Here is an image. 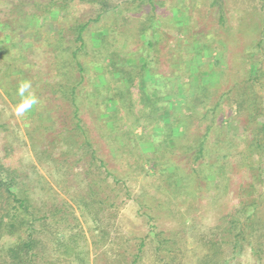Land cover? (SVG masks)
Wrapping results in <instances>:
<instances>
[{"label":"rangeland","instance_id":"374dc122","mask_svg":"<svg viewBox=\"0 0 264 264\" xmlns=\"http://www.w3.org/2000/svg\"><path fill=\"white\" fill-rule=\"evenodd\" d=\"M104 9L107 13L99 16ZM262 14L264 0H0L3 42L22 41L32 63L19 66V73L11 67V75L5 76L8 58L0 54V165L35 206L37 264H264V257H255L252 243L240 239L233 249L220 241L223 215L241 206L237 202L244 200L243 189L254 196L247 183L250 172L264 170V146L258 151L250 145L264 124V84L256 113L245 93L236 91L244 84L243 50L262 35ZM83 22L91 27L83 33V49L89 51L80 53L84 65L100 61L103 53L99 39L107 30L93 26H109L114 30L105 38L129 68L149 51L146 66L151 74L158 73L139 78V95L137 89L127 92L134 100L130 107L117 98L108 108L100 99L93 106L82 99V83L77 87L79 116L103 161L100 167L89 166L88 148L70 141L72 106L48 85L55 78L53 45L61 41L77 46L74 28ZM147 41L153 42L152 49ZM58 64L66 72L59 81L74 83L78 70L66 61ZM89 67L87 73L102 71L93 63ZM36 75L41 76L38 82ZM89 80L95 89L101 85L98 78ZM21 82L29 85L22 95ZM111 86H106L109 92ZM28 104L23 114L17 113ZM175 120L181 134L170 137L161 125ZM207 128V163L217 168L206 174L207 181L201 180L209 193L201 189L207 195L192 199L195 176L192 189L171 193L169 174L176 168L190 172ZM205 160L206 155L199 158ZM173 177L181 184L179 176ZM217 177L221 193L208 198L212 189L217 191ZM17 222L14 233L0 235V249L22 235ZM211 240L220 242L215 251ZM0 264L5 263L0 259Z\"/></svg>","mask_w":264,"mask_h":264},{"label":"trees","instance_id":"16d2710c","mask_svg":"<svg viewBox=\"0 0 264 264\" xmlns=\"http://www.w3.org/2000/svg\"><path fill=\"white\" fill-rule=\"evenodd\" d=\"M60 7L62 8V6H59L56 7V9L59 10ZM131 7L135 8L136 4L132 3ZM261 9H263V6H261ZM41 12H42L41 15H43L45 11L44 12L41 11ZM106 13L107 11H105L104 9V12H100L99 16H103ZM33 15L36 16L40 14L33 13ZM261 17L264 18V14H262ZM221 18H222V12L220 11L219 19ZM87 28L91 29V27L87 26V23L84 22L79 23L78 25L75 26L74 29L76 30V33L73 36V40L75 41V44L77 46L74 45V42H69L68 44L64 45L63 43H61V41H57V44L53 45L55 50L54 52L51 53H53V59H55L56 64L55 62H52L50 66H52V68L54 69L55 80L52 78L53 80L52 83L48 85L50 88V92L52 94L54 95L57 94V96H60L63 99H67L72 106L71 108L73 113L72 117L74 119H72L71 121V123H73V126H71V128L68 130L71 137L70 141H72V143L76 141L80 147L88 148L90 150L89 161H88L89 166L95 165L96 167H100L103 165V161L97 157L96 150L94 148L95 146L93 142L91 143L92 139L88 135L89 130L87 129V127L85 126V124L83 123L82 119L79 116V105L76 97L78 91L77 87L79 86V84L82 83L81 88H83L85 91L82 94L83 96L82 99L92 103L93 106L96 105L100 99L102 102L106 104L108 108V106H110L109 105L110 102L117 98L123 100L124 102H127L128 106L130 107L131 104L134 102V100H132V98L131 100H129L127 92L128 91L131 92V90L137 89L136 92L139 95V90L143 88L139 84L140 79L143 78L146 80L145 76L148 77L149 75L157 76L158 73L153 72L151 74L150 71L152 72V70H150V68L148 70L146 66L148 60H150L148 56L149 54L148 50H147L148 51L147 54L143 53V57H141L140 63H136L134 66L129 68L124 55H121L118 51H116L115 48H113L105 38L109 32H112L114 30V27H109V26H98V25L93 26L94 30H98V31L107 30L106 34L102 35L101 39H99V45H100L99 48H101V52L103 53H102V57H100L101 58L100 61L99 60L95 61L91 59L88 60L87 65H84L82 60L80 59V53L83 54L82 50H84L83 48L86 46V42L83 37L85 34L83 33L85 32V30H88ZM262 29H263L262 35L258 38V40L253 42L252 46L247 47L243 50L242 55H243V60L245 62L244 64L245 66L243 68L244 84L241 86H236L238 87L236 91L244 92L245 96H247V98L250 100L252 105V110L255 113L258 107L262 106V105L256 106L255 104L261 102L263 96L262 93L263 90L262 85L264 84V56L262 57L264 53L263 25H262ZM3 36L2 37L0 36V54L5 55L8 58L7 60L4 61L5 76L11 75V67L15 68L16 72L19 73L22 72L20 71L19 66L25 64L31 66L32 63L27 61L26 49L21 47V45L23 46V42L20 40L16 41L15 38H13L12 36L10 38L16 41L14 42L15 44L14 45L6 44L5 42H3L5 35ZM147 42H148L147 46L149 45L150 48L152 49L154 47L153 42L151 41H147ZM32 44L33 42H31V46ZM44 45L49 48V45L51 44L48 45V42H44ZM32 49L34 50L35 46L34 47L32 46ZM216 49L220 50L217 47ZM84 51H86V53L89 54V51L87 49H85ZM147 51L144 50V52ZM86 53L84 52V54ZM257 53H259V55L254 59V54L256 55ZM90 57L93 58L94 54H92ZM60 61H66V65L70 64L69 65L70 67H72L73 65L74 68L78 70V74H77L78 78L71 85L62 84V82L59 81V80H63L64 77L66 76V72L61 71V67L58 68L59 64L57 65V63ZM92 63L93 65L99 66L98 68L102 69V71H97V72L93 71L92 74L91 72L87 73V68L90 69L89 65ZM104 67H106V69H104ZM17 68L19 70H17ZM134 68H137L138 72L134 73L132 70ZM36 76H37L36 78L38 79V80L36 79V82L41 80V76L38 75ZM90 76H92L93 79L98 78V80H100L101 82V85L100 86L98 85L96 89L92 81L89 80ZM102 81L104 82L102 83ZM111 83L112 86L110 89H112V92L111 91L109 92L106 86ZM21 86H22V82H21ZM102 89L108 92L101 94L100 92L102 91ZM138 97L139 99L137 100V102L141 103L140 96ZM201 103L202 101L201 99H199L198 104ZM195 105L196 103L194 104V106ZM214 105L215 106L212 107L213 109L216 108V104ZM123 106L124 105H122L121 107ZM156 107L157 104L154 107H152V109ZM117 112L118 111L113 112V114L111 115L117 116ZM121 112L122 111H120L119 113ZM250 116H252V114ZM176 121L177 120H175L174 123ZM168 122L169 121H166L161 125L162 131L164 133L167 132L170 137H174V135L177 136L180 135L181 133L180 131H178L176 125L177 123L171 124ZM208 129L209 128H207V131L197 142V147L195 149L196 155L190 161V165L192 167L190 172L184 174L182 170L176 168L175 171L173 170L171 174H169V177H171V179L168 181L169 183H172L171 193H173L174 190L175 191L182 190L183 188L192 189L190 184L192 183L191 177L193 176L196 177V185H195L196 189H193L194 192L192 194V199L193 200L198 199V197L203 193L201 192V189H203L204 192L207 191V193H209L210 188H206V184L202 185L201 180L207 181L208 178L206 174L207 173L215 174L217 168L216 165L214 166V164L207 163V157H209V155L211 154L205 144V138L207 136ZM109 132L111 133V130L107 131V133ZM106 137L109 138L107 134ZM250 145L252 149L256 146V150L258 151L262 146H264V124H262V126L259 127L257 131H255L253 136V141L250 142ZM155 147L159 149L157 145H155ZM258 154L259 153H256L257 156ZM205 155H206V160L204 162L201 161L199 162V158ZM137 158L140 157H135L134 160H137ZM95 162L96 164H94ZM206 166L207 168L211 167L209 169V172H206L207 171ZM6 170L8 172V169L4 167L3 164H1L0 165V235L14 233L15 220H18L17 226L22 227L23 230H22V235L19 236L17 235L16 239L13 240L11 243L7 244L5 248L1 246L2 248L0 250L3 253L0 252V259L5 264H37L38 256L40 257V254L38 251V244L32 233L33 232L32 224L34 223L33 221H36V219H38L37 214L35 212V206L30 204L29 200L24 196L25 193L23 192L22 188L17 186V183L15 182V178L11 174H9V172L7 173ZM89 171H90L89 169L86 170V172ZM243 171L246 170L239 171V173H243ZM106 172L107 174L110 173L109 170H107ZM263 173L264 170L260 172H256L255 174L250 172L252 178L250 182H247L249 183L248 188H252L255 191V194L254 196H250L249 194L250 190H247V188L243 189V193H241L240 195L243 197L244 200L237 202L240 203L241 206L237 209H234L233 212L231 211L230 213L223 215L222 217L223 219L222 233L220 239L222 243H226V244L231 243L233 249H235L236 245L239 244L240 239L246 241L248 244L252 243L253 245L251 249L253 253L256 254L255 257L257 259H262L264 257L263 256L264 255V225H263L264 209L261 207L264 201V187L262 186V184H264ZM159 175L161 176L162 174L159 173ZM173 175L180 177L181 184L179 185L177 184V181L175 180L176 178H174ZM217 179L219 178L218 177L215 178V182H214V187L217 189V191L212 189L208 198L214 199L217 196H219V194L221 193L220 191L221 189L217 186V183H219ZM247 183L246 185H243V187L244 186L246 187ZM206 195L204 194V196ZM234 203L235 202H233V204ZM253 235L255 236L254 240L249 239V237H252ZM209 243L213 245L214 251L215 248L218 247L220 244V242L213 240L209 241ZM206 261L211 262V258L208 256V259ZM204 264H205V260H204Z\"/></svg>","mask_w":264,"mask_h":264},{"label":"clouds","instance_id":"9594fccd","mask_svg":"<svg viewBox=\"0 0 264 264\" xmlns=\"http://www.w3.org/2000/svg\"><path fill=\"white\" fill-rule=\"evenodd\" d=\"M28 88H29V85H28V84H24V85H22L21 88H20V93H21V95H22V94H23ZM30 106H31L30 104L19 106L18 109H17V113H18V114H23V112H24L28 107H30Z\"/></svg>","mask_w":264,"mask_h":264}]
</instances>
